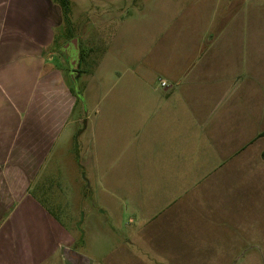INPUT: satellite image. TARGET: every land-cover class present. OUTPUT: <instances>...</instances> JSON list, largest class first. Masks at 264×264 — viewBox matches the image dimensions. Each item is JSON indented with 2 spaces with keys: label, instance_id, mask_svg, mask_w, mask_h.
<instances>
[{
  "label": "crops",
  "instance_id": "1",
  "mask_svg": "<svg viewBox=\"0 0 264 264\" xmlns=\"http://www.w3.org/2000/svg\"><path fill=\"white\" fill-rule=\"evenodd\" d=\"M130 4L116 10L117 31L95 72L104 70L109 51L113 60L122 58L124 41L136 34L142 42L158 38L166 45L150 54V64L167 85L160 82L158 91L127 79L104 102L110 110L98 121L111 123L112 130L143 124L130 152L143 160L159 156L164 167L184 152L213 149V140H227L228 147H216L227 153L263 138L264 0ZM62 20L52 0H0V264H74L63 250L70 248L71 233L34 194L79 101L57 70L46 69L42 55ZM199 139L207 142L200 146ZM249 177L221 182L223 227L192 229L189 243L177 227L159 231L162 241L150 249L157 261L135 254L130 245L126 259L89 264H264V177Z\"/></svg>",
  "mask_w": 264,
  "mask_h": 264
},
{
  "label": "rangeland",
  "instance_id": "2",
  "mask_svg": "<svg viewBox=\"0 0 264 264\" xmlns=\"http://www.w3.org/2000/svg\"><path fill=\"white\" fill-rule=\"evenodd\" d=\"M131 1L71 0L69 24L62 20L42 53L46 69L57 70L69 86L83 90V96L45 161L34 194L71 233L70 249L92 263L117 256L126 259L130 245L135 254L157 261L150 249L162 241L159 231L169 234L177 227L189 243L192 229L223 227L222 181L249 179L250 174L264 177V137L227 153L216 148L228 147L227 140H213V149L184 152L164 167L158 164L159 156L143 160L130 152L131 140L141 134L143 124L123 123L112 130L111 123L98 121L107 118L110 108L104 102L111 101L120 83L148 82L159 91L163 78L162 71L150 64V54L164 52L166 45L158 38L142 42L136 34L131 42L124 41L122 58L113 60L109 51L104 70L95 72L100 53L110 47L117 31V9L129 8ZM103 6L108 11L101 12ZM69 43L81 48L74 66L79 70L77 83L60 51ZM259 130H264V107ZM206 142L197 140L200 146ZM138 246H145L146 252Z\"/></svg>",
  "mask_w": 264,
  "mask_h": 264
},
{
  "label": "water",
  "instance_id": "3",
  "mask_svg": "<svg viewBox=\"0 0 264 264\" xmlns=\"http://www.w3.org/2000/svg\"><path fill=\"white\" fill-rule=\"evenodd\" d=\"M69 47V44L63 46L62 48V52L67 53L68 51H66ZM80 49L79 47L76 45L73 50L71 51V56L67 53L66 55V59L69 60L71 59L70 62V66L74 67L77 65L78 59H79V53ZM80 62V60H79ZM81 94V91H80ZM64 254L66 256L67 259H69L71 262H73L74 264H89V260L88 258H86L85 256H83L82 254H79L78 252L65 247L64 249Z\"/></svg>",
  "mask_w": 264,
  "mask_h": 264
},
{
  "label": "trees",
  "instance_id": "4",
  "mask_svg": "<svg viewBox=\"0 0 264 264\" xmlns=\"http://www.w3.org/2000/svg\"><path fill=\"white\" fill-rule=\"evenodd\" d=\"M53 1H55L60 5L63 14V19L66 21V23H68L70 8H71V0H53ZM72 91L75 93V95H77L78 98L81 97L79 90L76 91L74 87H72Z\"/></svg>",
  "mask_w": 264,
  "mask_h": 264
},
{
  "label": "flooded vegetation",
  "instance_id": "5",
  "mask_svg": "<svg viewBox=\"0 0 264 264\" xmlns=\"http://www.w3.org/2000/svg\"><path fill=\"white\" fill-rule=\"evenodd\" d=\"M78 46V43H73V45L71 44V43H69V47H68V49L66 50V51H68L67 53L71 56V51L73 50V48L75 47V46ZM80 50H81V48H80ZM60 51H61V54L63 55V58L64 59H66V55H67V53H65V52H62V50L60 49ZM81 53V52H80ZM79 59H81V54H79ZM67 60V59H66ZM67 62H71V59H69V60H67ZM71 67V66H70ZM79 72V70L75 67H71L70 68V77H73L74 79H75V82L77 83V77L75 76V74L76 73H78ZM75 87V86H74ZM75 90L76 91H78V88L76 89L75 88Z\"/></svg>",
  "mask_w": 264,
  "mask_h": 264
},
{
  "label": "built area",
  "instance_id": "6",
  "mask_svg": "<svg viewBox=\"0 0 264 264\" xmlns=\"http://www.w3.org/2000/svg\"><path fill=\"white\" fill-rule=\"evenodd\" d=\"M161 84H162V86H166L167 82L166 81H162Z\"/></svg>",
  "mask_w": 264,
  "mask_h": 264
}]
</instances>
